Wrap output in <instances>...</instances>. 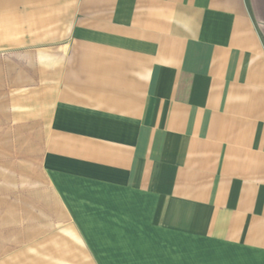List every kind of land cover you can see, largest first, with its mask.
<instances>
[{
    "label": "crops",
    "instance_id": "obj_1",
    "mask_svg": "<svg viewBox=\"0 0 264 264\" xmlns=\"http://www.w3.org/2000/svg\"><path fill=\"white\" fill-rule=\"evenodd\" d=\"M0 264H264V0H0Z\"/></svg>",
    "mask_w": 264,
    "mask_h": 264
},
{
    "label": "rangeland",
    "instance_id": "obj_2",
    "mask_svg": "<svg viewBox=\"0 0 264 264\" xmlns=\"http://www.w3.org/2000/svg\"><path fill=\"white\" fill-rule=\"evenodd\" d=\"M44 132V131H41ZM25 133H30L29 130L25 129ZM24 133V135H25ZM22 135L18 137H9L7 140L3 139L1 143H6L8 146H14L16 148V145L18 148H21V151H18V154L13 153L12 151L8 150L4 151L3 155L6 157L11 156L13 160L18 157V160L24 161L25 166L33 164V169L38 174L37 170V159L39 156V152L42 149V136L39 137H31L30 135ZM18 155V156H16ZM22 158V159H21Z\"/></svg>",
    "mask_w": 264,
    "mask_h": 264
}]
</instances>
